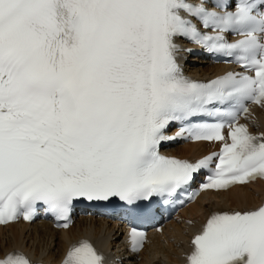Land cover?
<instances>
[{"label": "snow or ice", "instance_id": "obj_1", "mask_svg": "<svg viewBox=\"0 0 264 264\" xmlns=\"http://www.w3.org/2000/svg\"><path fill=\"white\" fill-rule=\"evenodd\" d=\"M177 39L242 70L186 78L177 58L192 50ZM250 103L264 107V0H0V225L42 212L67 230L85 202L149 222L202 172L201 190L264 180V135L239 123ZM203 117L216 122L192 123ZM180 138L222 147L161 154ZM128 239L139 252L147 236L132 227ZM0 264L34 261L12 249ZM61 264L105 257L81 239ZM186 264H264V202L212 212Z\"/></svg>", "mask_w": 264, "mask_h": 264}, {"label": "bare ground", "instance_id": "obj_2", "mask_svg": "<svg viewBox=\"0 0 264 264\" xmlns=\"http://www.w3.org/2000/svg\"><path fill=\"white\" fill-rule=\"evenodd\" d=\"M195 68L197 69H194L193 73L198 77L212 73L217 74L222 71L220 66H211L202 60L196 63ZM256 115L258 121L254 124V128L264 130V110H257ZM201 147L203 148L200 153L209 150L206 145L197 144L176 147L169 152L185 157L190 151H194L195 148L198 150ZM215 196L207 199L215 200V205L218 207L231 209L254 207L264 199V184L236 188L228 193ZM216 198H220V200ZM201 210H203V203L196 204L190 209L191 215H197ZM172 226L175 232L165 229L163 232L165 237L160 234H153L155 244L148 252L143 253L144 261L149 257H152L154 262L161 261L163 257L178 254L179 247H184L188 243L189 231L185 224L173 223ZM120 231L115 224L88 218L77 220L74 226L65 232L54 231L46 223L33 227L16 224L6 229L0 228V254L18 248L30 253L34 259L53 262L62 256L70 243L82 237L101 240L107 247L110 245L115 247L121 239ZM118 249L122 250V246L119 245Z\"/></svg>", "mask_w": 264, "mask_h": 264}]
</instances>
